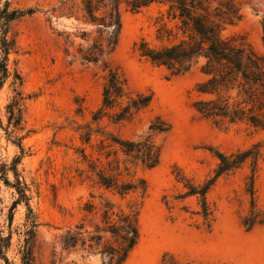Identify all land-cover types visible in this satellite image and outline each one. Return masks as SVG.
Instances as JSON below:
<instances>
[{
  "label": "rangeland",
  "instance_id": "1",
  "mask_svg": "<svg viewBox=\"0 0 264 264\" xmlns=\"http://www.w3.org/2000/svg\"><path fill=\"white\" fill-rule=\"evenodd\" d=\"M34 8L9 25L8 38L13 42L9 65L21 77L24 130L21 143L24 154L17 168L31 187L30 205L37 214L34 264H102L98 254L82 251L66 254L54 251L55 235L82 216L86 201L96 207L105 199L126 210L136 209L139 240L123 264H264V130L245 124L216 126L202 118L193 103L199 98L195 86L203 79L198 67L180 75H171L139 56L134 44L142 38L152 45L157 17L164 7L151 4L133 13L121 9V31L117 45L95 62H83L79 48L88 42L83 30L96 32L73 19L57 17L52 8L58 0H0V7ZM241 20L225 31L226 36H243L259 54L264 53L262 18L264 0H234ZM115 70L130 96L150 95L149 104L129 120L115 122L109 116L92 120L102 103V90L108 70ZM13 86L8 80L0 89V164H10L21 154L13 137L4 130L5 106ZM118 108L109 110L110 115ZM157 122L166 131L155 133L160 146L159 163L153 168L131 167L125 179H144V194L136 191L121 197L116 192L81 180L86 169L78 148L92 152L80 139L81 127L90 125L95 145L101 134L112 132L123 138L144 133ZM260 144V157L254 173V211L248 192L251 165L217 178L207 193L211 214H199L201 206L195 196L181 198L186 191L181 177L201 184L213 175L219 160L216 152L230 154ZM99 165L104 163L102 155ZM8 179L13 176L8 173ZM17 197L13 187L0 177V230L8 231V215ZM12 245L0 264H22L18 252V235L26 208L23 202L12 210ZM260 220L247 228L245 218Z\"/></svg>",
  "mask_w": 264,
  "mask_h": 264
},
{
  "label": "trees",
  "instance_id": "2",
  "mask_svg": "<svg viewBox=\"0 0 264 264\" xmlns=\"http://www.w3.org/2000/svg\"><path fill=\"white\" fill-rule=\"evenodd\" d=\"M151 4L164 7L156 20L155 39L158 44L152 45L142 38L134 44L139 56L164 67L171 75L184 74L198 67L203 79L195 86L199 98L193 107L205 120L216 126L245 124L264 130V53H257L243 36L224 34L242 17L234 0H58L51 11L57 17L73 19L96 32V37L91 39L90 33L83 30L81 38L88 44L79 48L83 62L95 63L117 45L122 26L121 9L124 7L136 13ZM35 11L34 8H10L7 1L0 7V89L8 80L14 87V94L5 106L7 124L4 130L14 138L13 143L21 152L10 164H0V177L17 193L8 215V231L0 230V256L7 260L6 252L12 245V210L23 202L26 208L23 227L14 231L19 237L18 252L22 264H34V246L40 222L30 205L31 187L21 178L17 168L24 154L23 136H18L24 130V97L19 90L22 77L9 65L13 42L8 38V30L13 20ZM261 26L264 45V17ZM150 100V95L130 96L121 76L109 69L102 90V103L93 113L92 120L98 121L104 116L115 122L129 120ZM114 108L118 110L110 115L109 110ZM167 128L165 123L154 122L146 132L132 138L106 132L93 145L92 135L97 131L91 130L90 125L82 126L80 139L93 150L87 153L85 148L77 149L81 161L86 164V169H80L78 176L82 181L90 179L94 185L116 192L121 197L136 191L144 194V179H125L124 175H129L131 167L153 168L159 163L160 146L156 144L154 134ZM259 147L257 143L230 154L217 151L219 162L213 175L201 184H194L182 176L186 191L180 197L195 196L201 206L198 213L207 219L211 214L207 193L212 185L218 177L249 160L251 174L247 190L251 195V211H254L253 181L260 157ZM94 151L103 156L102 165H99V157L94 158ZM8 173L12 174L13 181L8 179ZM82 211L80 219L60 228V233L55 235L54 251L98 254L102 264H123L139 240L138 211L123 209L107 199L98 208L93 201H86ZM250 218H245L247 228L261 222Z\"/></svg>",
  "mask_w": 264,
  "mask_h": 264
}]
</instances>
